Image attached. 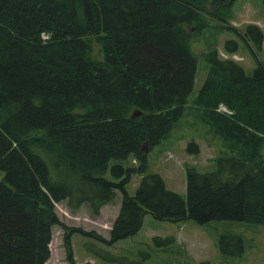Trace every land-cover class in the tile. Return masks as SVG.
Returning a JSON list of instances; mask_svg holds the SVG:
<instances>
[{
	"label": "trees",
	"instance_id": "trees-1",
	"mask_svg": "<svg viewBox=\"0 0 264 264\" xmlns=\"http://www.w3.org/2000/svg\"><path fill=\"white\" fill-rule=\"evenodd\" d=\"M232 2L0 0V264H47L55 225L69 231L67 264H92L76 262L73 232L112 246L137 233L146 214L264 225L263 64L247 75L215 45L204 53L208 73L191 107L207 126L206 144L221 141L216 167H186L185 197L147 173V152L169 136L193 89L191 42L207 27L202 12L211 3L213 18L228 20L219 16ZM245 36L262 42L255 24ZM237 48L225 41V52ZM185 150L195 155L200 147L192 140ZM129 158L135 166L123 164ZM134 174L141 179L129 195ZM118 193L107 239L67 227L55 211L65 201L71 211L86 206L98 216ZM218 247L225 255L244 250L242 237L229 233ZM106 254V264L118 260Z\"/></svg>",
	"mask_w": 264,
	"mask_h": 264
},
{
	"label": "rangeland",
	"instance_id": "rangeland-1",
	"mask_svg": "<svg viewBox=\"0 0 264 264\" xmlns=\"http://www.w3.org/2000/svg\"><path fill=\"white\" fill-rule=\"evenodd\" d=\"M205 7L211 12L212 18L206 13V9L202 12L207 27L202 35L194 36L191 42V49L197 57V69L185 111L174 124L169 136L147 152V173L159 174L166 189L183 197L186 196V167H194L198 172L214 170L215 157L220 150L221 141L218 137H209L217 145L204 147V139L210 135L207 126L197 122L195 111L191 107L192 100L208 73L209 66L204 53L215 45L220 57L235 60L247 75H251L258 64L264 65V0H233L232 6L219 16L222 18L225 13L229 14L228 20L213 18L217 6L208 3ZM250 24H255L260 29L262 42L258 46L245 36L246 26ZM229 39L238 43L237 51L233 54L224 50L225 41ZM192 140L199 143L202 152L195 155L186 152L185 147ZM262 154L264 157V147ZM123 164L132 167L136 162L129 158ZM107 177L110 178L109 174ZM140 179L139 174L132 176L126 187L129 195L135 194ZM120 197L121 194L118 193L117 200L98 216H93L86 206L71 211L65 201L55 203V211L59 220L67 227L95 231L107 239L119 208ZM65 233L69 231L60 225L52 228L47 264H67L63 246ZM225 233L242 237L244 250L240 256L220 252L218 239ZM155 237L161 240L157 241ZM70 238L77 263L106 264V253H109L118 259L111 264H264V225L243 222L210 221L198 224L191 219L183 222L160 221L151 214H146L137 233L112 246L76 232Z\"/></svg>",
	"mask_w": 264,
	"mask_h": 264
},
{
	"label": "crops",
	"instance_id": "crops-1",
	"mask_svg": "<svg viewBox=\"0 0 264 264\" xmlns=\"http://www.w3.org/2000/svg\"><path fill=\"white\" fill-rule=\"evenodd\" d=\"M198 145H199V143H198ZM207 146H209V145H207L206 143H204V147H207ZM199 147H200V145H199ZM200 152H202V149L200 150ZM119 201H120V200H119ZM107 206H109V204H108V205H104V206L101 208V210H100V214H102L103 210H104ZM118 209H119V208H117V210H116V214H115L114 217H116V215H117V213H118ZM47 262H48V261H47Z\"/></svg>",
	"mask_w": 264,
	"mask_h": 264
},
{
	"label": "built area",
	"instance_id": "built-area-1",
	"mask_svg": "<svg viewBox=\"0 0 264 264\" xmlns=\"http://www.w3.org/2000/svg\"><path fill=\"white\" fill-rule=\"evenodd\" d=\"M41 37H42L43 39H47L48 35L45 34V33H42V34H41ZM220 108H221L223 111L229 112L224 106H220Z\"/></svg>",
	"mask_w": 264,
	"mask_h": 264
},
{
	"label": "water",
	"instance_id": "water-1",
	"mask_svg": "<svg viewBox=\"0 0 264 264\" xmlns=\"http://www.w3.org/2000/svg\"><path fill=\"white\" fill-rule=\"evenodd\" d=\"M140 113L139 112H134L133 114H132V116H137V115H139ZM145 150H146V148H145Z\"/></svg>",
	"mask_w": 264,
	"mask_h": 264
}]
</instances>
